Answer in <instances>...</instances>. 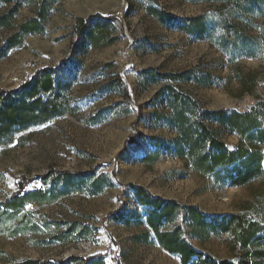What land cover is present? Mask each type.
I'll use <instances>...</instances> for the list:
<instances>
[{
  "label": "rangeland",
  "instance_id": "obj_1",
  "mask_svg": "<svg viewBox=\"0 0 264 264\" xmlns=\"http://www.w3.org/2000/svg\"><path fill=\"white\" fill-rule=\"evenodd\" d=\"M30 21L41 31L21 33ZM0 22V102L47 69L57 93L38 96L58 114L0 135V264H182L139 187L178 204L160 232L199 253L188 264L243 259L245 230L264 228V141L201 122L228 149L261 154L260 175L231 186L193 168L200 147L177 155L175 118L194 125L195 102L263 112L264 127V0H0ZM188 207L240 224L205 236ZM248 250L264 264V230Z\"/></svg>",
  "mask_w": 264,
  "mask_h": 264
},
{
  "label": "trees",
  "instance_id": "obj_2",
  "mask_svg": "<svg viewBox=\"0 0 264 264\" xmlns=\"http://www.w3.org/2000/svg\"><path fill=\"white\" fill-rule=\"evenodd\" d=\"M9 1V0H2ZM17 6H14V10ZM13 12L10 13L12 15ZM10 15L5 20L10 19ZM2 25L3 23L0 22ZM78 26L85 30V20L79 19ZM21 33L40 32L41 28L37 21H30L27 24L19 26ZM90 35V34H88ZM40 92H55L54 81L47 69L42 70L40 75H34L30 80L22 84L17 90L9 92L15 95L4 102H0V135L11 134L13 130H23L33 125L36 119L45 122L56 114L53 108L49 110V104L43 103L38 96ZM191 111L192 116H197L196 122L191 124L190 117L185 116L183 112L176 115L177 131L181 146L177 148L178 156L191 154L195 148L200 147L202 152L198 154L193 161V168L204 174L213 173L221 182L231 186H243L260 175L261 154L257 147L246 149L238 145L233 150L228 149L225 144L219 140L217 133L211 131L201 123L203 120H214L218 129L229 130L237 133L240 138L246 136L249 132L250 137H255L264 141V127L258 121V115L263 116V112L256 114L255 111L238 113H226L223 110L209 112L197 108L194 102ZM198 109V111H196ZM32 123V124H31ZM135 125V124H134ZM195 126V127H194ZM194 129V133L192 130ZM137 133V131H136ZM18 194L23 191L20 187ZM135 195L140 204L148 206L147 223L156 235L159 244L164 250L171 254L178 255L182 264H188L194 256H199L192 247L183 242L177 230L172 232H160V227L164 221L172 219L177 212L178 204L174 201H163L160 198L150 197L142 188H135ZM188 214L192 215L191 225L201 226L205 236L207 233L216 231L232 234L234 226L240 224V218L236 216H223L221 218L210 219L206 222L205 218L197 212L194 207L186 209ZM116 215H122L117 212ZM250 230H245L246 235L243 237V246L245 254L238 264H258L253 259L255 256L249 252L248 245L255 235L264 230L259 224H252ZM255 255H260L256 252ZM253 256V258H252ZM91 258L84 259L83 264H88ZM20 264H37V262L26 261ZM199 264H235L228 260L208 261L203 260Z\"/></svg>",
  "mask_w": 264,
  "mask_h": 264
}]
</instances>
